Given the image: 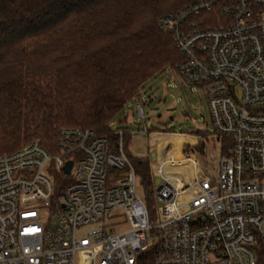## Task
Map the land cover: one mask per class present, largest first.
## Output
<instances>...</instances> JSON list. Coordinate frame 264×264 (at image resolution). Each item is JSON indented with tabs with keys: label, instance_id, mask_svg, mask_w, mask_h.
<instances>
[{
	"label": "built area",
	"instance_id": "1",
	"mask_svg": "<svg viewBox=\"0 0 264 264\" xmlns=\"http://www.w3.org/2000/svg\"><path fill=\"white\" fill-rule=\"evenodd\" d=\"M159 24L184 57L178 73L205 93L221 143L218 171L203 166L205 143L202 151L181 146L178 156L174 142L161 146L163 131L153 133L159 143L151 141V170L159 181L152 224L123 130L117 152L92 129L64 127L56 153L39 140L0 153V264H136L147 249L156 264H259L264 0H197ZM56 172L70 183L55 198Z\"/></svg>",
	"mask_w": 264,
	"mask_h": 264
},
{
	"label": "trees",
	"instance_id": "2",
	"mask_svg": "<svg viewBox=\"0 0 264 264\" xmlns=\"http://www.w3.org/2000/svg\"><path fill=\"white\" fill-rule=\"evenodd\" d=\"M194 1L0 0V153L34 140L56 153L64 127L92 129L117 152L123 130L149 206L152 158L133 156L131 132L111 122L141 99L147 80L178 72L184 57L159 19ZM203 148L202 142L192 146ZM51 175L56 198L70 178ZM258 262L264 264V246ZM136 264H156L153 249L139 254Z\"/></svg>",
	"mask_w": 264,
	"mask_h": 264
},
{
	"label": "rangeland",
	"instance_id": "3",
	"mask_svg": "<svg viewBox=\"0 0 264 264\" xmlns=\"http://www.w3.org/2000/svg\"><path fill=\"white\" fill-rule=\"evenodd\" d=\"M141 96L137 101H130L111 122L113 129L124 127L131 132L129 150L133 156L152 158L155 147L152 146L151 141L159 143L155 140L158 139L157 135L153 133L168 129L171 132H163L165 137L161 139V146L174 142L175 153L179 156L180 147H192L191 142H195L197 138L191 136H197L206 147L203 166H213L215 171H218L222 154L221 143L214 134L207 99L201 89L187 85L178 72L167 70L147 80L141 89ZM138 104L142 106L148 117L145 123L141 120ZM145 128L151 132L144 133ZM198 131H203L205 134L197 135ZM137 191L145 200V192L140 182ZM148 210L151 223L156 224L158 213L155 196Z\"/></svg>",
	"mask_w": 264,
	"mask_h": 264
},
{
	"label": "water",
	"instance_id": "4",
	"mask_svg": "<svg viewBox=\"0 0 264 264\" xmlns=\"http://www.w3.org/2000/svg\"><path fill=\"white\" fill-rule=\"evenodd\" d=\"M153 158H154V154H153ZM72 161H69L66 165H65V167H64V171H65V173H67V174H70V172H71V169H72ZM158 181H159V179L158 178H155V182L156 183H158Z\"/></svg>",
	"mask_w": 264,
	"mask_h": 264
},
{
	"label": "crops",
	"instance_id": "5",
	"mask_svg": "<svg viewBox=\"0 0 264 264\" xmlns=\"http://www.w3.org/2000/svg\"><path fill=\"white\" fill-rule=\"evenodd\" d=\"M154 135V134H153ZM191 137H196L197 139H198V137L197 136H191Z\"/></svg>",
	"mask_w": 264,
	"mask_h": 264
}]
</instances>
